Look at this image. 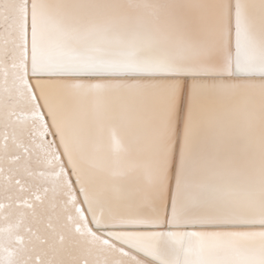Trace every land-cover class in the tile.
Masks as SVG:
<instances>
[{
	"label": "snow or ice",
	"instance_id": "obj_1",
	"mask_svg": "<svg viewBox=\"0 0 264 264\" xmlns=\"http://www.w3.org/2000/svg\"><path fill=\"white\" fill-rule=\"evenodd\" d=\"M0 264H264V0H0Z\"/></svg>",
	"mask_w": 264,
	"mask_h": 264
}]
</instances>
